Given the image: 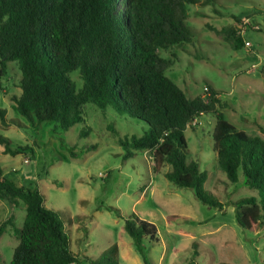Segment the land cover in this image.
<instances>
[{
  "label": "rangeland",
  "instance_id": "obj_1",
  "mask_svg": "<svg viewBox=\"0 0 264 264\" xmlns=\"http://www.w3.org/2000/svg\"><path fill=\"white\" fill-rule=\"evenodd\" d=\"M204 2L188 7L193 41L160 52L169 61L166 74L189 98L204 94L210 84L225 104V118L264 139V0ZM245 18L260 28L249 27L243 41L251 45L238 47L231 30L237 32ZM20 79L16 62L0 75V108L8 119L5 125L0 117V133L12 147H24L16 155L5 154L0 142V165L17 185L39 187L46 206L63 221L75 253L95 259L115 247L120 264H185L197 251V264H264V224L250 231L236 220L235 202L258 199L259 191L246 184L242 171L232 182L217 165L213 114L196 120L185 136L188 157L207 171L205 189L223 209L153 173L148 150L125 157L120 140L143 135L148 125L141 119L89 103L85 121L68 130L55 129L51 121L31 124L12 98L21 92ZM85 127L88 135L82 134ZM133 213L157 226L158 242L148 237L134 242L124 228ZM25 216L22 201L0 198V225L11 219L0 236V264H11L20 241L15 227H23Z\"/></svg>",
  "mask_w": 264,
  "mask_h": 264
},
{
  "label": "trees",
  "instance_id": "obj_2",
  "mask_svg": "<svg viewBox=\"0 0 264 264\" xmlns=\"http://www.w3.org/2000/svg\"><path fill=\"white\" fill-rule=\"evenodd\" d=\"M211 0H205L203 4ZM201 0H0V75L11 62L21 72L17 109L31 124L51 121L68 130L85 121L84 107L92 103L147 123L143 135L120 140L127 149L148 150L152 171L174 185L191 188L203 203L224 208L205 189L207 171L187 155L185 131L200 117L213 114L216 163L232 182L243 172L259 198L235 202L236 220L246 230L264 224V139L251 137L229 122L219 92L210 84L204 94L187 97L166 71L161 51L193 41L187 25L190 5ZM237 19H239L237 17ZM240 20V19H239ZM235 45L245 44L232 29ZM3 124L6 109L0 108ZM89 127L82 134L88 135ZM4 153L16 155L10 138L0 133ZM0 198L24 203L22 228L15 227L19 244L11 264H120L115 247L101 258L80 256L58 212L45 204L39 187L17 185L0 165ZM11 219L0 225V236ZM125 230L138 245L144 237L159 241L157 226L138 214L125 219ZM198 252L185 264H197Z\"/></svg>",
  "mask_w": 264,
  "mask_h": 264
},
{
  "label": "built area",
  "instance_id": "obj_3",
  "mask_svg": "<svg viewBox=\"0 0 264 264\" xmlns=\"http://www.w3.org/2000/svg\"><path fill=\"white\" fill-rule=\"evenodd\" d=\"M241 25L239 26V29L237 30V34L239 36H241L242 38H244V35L246 34V32L248 31V28L249 27H253L255 28L256 30L258 28H260L259 25H255L249 18H245L244 20H241ZM246 45H251L250 41H246L245 42ZM196 122V121H195ZM194 122V123H195Z\"/></svg>",
  "mask_w": 264,
  "mask_h": 264
}]
</instances>
